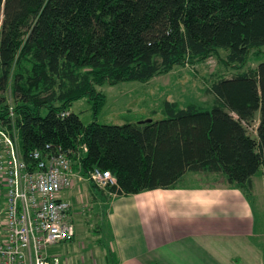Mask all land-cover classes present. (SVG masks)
<instances>
[{
    "label": "trees",
    "instance_id": "obj_1",
    "mask_svg": "<svg viewBox=\"0 0 264 264\" xmlns=\"http://www.w3.org/2000/svg\"><path fill=\"white\" fill-rule=\"evenodd\" d=\"M263 47L264 0H0V128L28 161L34 149L62 150L107 206L175 188L190 172L251 200L264 169V61L240 68ZM221 49L238 71L210 83V100L164 97L161 118L97 120L107 96L96 85L148 81ZM81 98L95 116L88 123L72 109ZM95 168L116 183L99 185Z\"/></svg>",
    "mask_w": 264,
    "mask_h": 264
},
{
    "label": "crops",
    "instance_id": "obj_2",
    "mask_svg": "<svg viewBox=\"0 0 264 264\" xmlns=\"http://www.w3.org/2000/svg\"><path fill=\"white\" fill-rule=\"evenodd\" d=\"M190 175L200 176L190 172L175 188L111 197L118 264H264L251 200L224 182H184Z\"/></svg>",
    "mask_w": 264,
    "mask_h": 264
},
{
    "label": "rangeland",
    "instance_id": "obj_3",
    "mask_svg": "<svg viewBox=\"0 0 264 264\" xmlns=\"http://www.w3.org/2000/svg\"><path fill=\"white\" fill-rule=\"evenodd\" d=\"M225 60L226 50L221 49L219 53L202 61L176 66L170 72L154 76L148 81L127 80L96 85L97 90L107 96L97 120L103 123H123L151 116L154 119L161 118L163 115L158 110L164 97L177 100L181 104L208 101L211 96L206 92V88L210 83L221 75H231L238 71ZM260 61H264V47L261 53L252 52L247 64L240 69L256 67ZM72 109L80 115L84 123L92 121L95 117L87 98L75 101ZM154 110L157 112L153 115ZM250 128L254 133V126ZM74 171L73 185L69 190L71 189L72 216L76 233L73 238L52 246L49 251L58 255L62 264H118V257L112 251L113 235L111 230L107 229L109 222L107 200L104 196L94 194L89 177H83L79 171ZM255 175L257 186L250 197L257 231L253 240L264 248V169L261 167ZM190 176L184 182L212 184L223 182L215 175ZM64 196L67 197L66 192ZM152 264L155 262L152 261Z\"/></svg>",
    "mask_w": 264,
    "mask_h": 264
},
{
    "label": "built area",
    "instance_id": "obj_4",
    "mask_svg": "<svg viewBox=\"0 0 264 264\" xmlns=\"http://www.w3.org/2000/svg\"><path fill=\"white\" fill-rule=\"evenodd\" d=\"M50 150L34 149L28 161L16 137L0 128V264H62L49 250L76 233L64 196L75 171L66 153ZM91 176L101 186L116 183L109 170L95 168Z\"/></svg>",
    "mask_w": 264,
    "mask_h": 264
}]
</instances>
